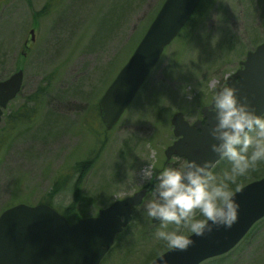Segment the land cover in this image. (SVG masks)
I'll return each mask as SVG.
<instances>
[{"label":"rangeland","instance_id":"obj_1","mask_svg":"<svg viewBox=\"0 0 264 264\" xmlns=\"http://www.w3.org/2000/svg\"><path fill=\"white\" fill-rule=\"evenodd\" d=\"M164 1L0 0V81L24 73L0 124V215L20 203L38 205L57 190L51 203L59 213L76 202L81 218L95 217L144 187L152 192L140 174L148 162L156 171L184 164L165 155L175 140L171 118L182 112L191 123L199 120L213 90L264 42V0H214L190 37L165 50L108 132L98 102ZM32 110L31 119H14ZM104 140L90 167L87 159ZM227 167L221 161L213 170ZM245 177L243 186L263 178L264 164ZM151 192L101 264H149L168 250L154 239L159 225L143 214ZM203 264H264V219L230 253Z\"/></svg>","mask_w":264,"mask_h":264},{"label":"water","instance_id":"obj_2","mask_svg":"<svg viewBox=\"0 0 264 264\" xmlns=\"http://www.w3.org/2000/svg\"><path fill=\"white\" fill-rule=\"evenodd\" d=\"M201 1H164L99 100L100 116L107 131L118 124ZM23 81L22 70L0 81V123L3 111L21 92ZM226 85L236 88L238 99L249 103L257 114L264 112V42L247 53L241 68L227 78ZM210 105L201 109L202 118L193 123L182 112L173 114L171 125L177 140L165 151L168 160L178 157L201 163L210 161L213 168L221 161L211 150L214 141L207 125L215 121L207 108ZM148 191L141 189L101 209L97 216L82 218L74 224L44 203L10 207L0 215V264H101L117 235L132 221L133 208L142 204ZM234 199L239 204L238 219L231 228L220 226L203 236L193 234V244L186 250L170 249L151 264H202L232 251L264 219V177L241 187Z\"/></svg>","mask_w":264,"mask_h":264},{"label":"clouds","instance_id":"obj_3","mask_svg":"<svg viewBox=\"0 0 264 264\" xmlns=\"http://www.w3.org/2000/svg\"><path fill=\"white\" fill-rule=\"evenodd\" d=\"M236 92L229 85L213 90L207 107L215 121L207 125L214 141L211 150L227 168L214 171L210 161L186 160L158 171L148 162L140 171L146 182L153 183L143 214L158 223L154 239L168 249L186 250L193 244V234L231 228L238 219L234 197L240 179L264 164V112L257 114Z\"/></svg>","mask_w":264,"mask_h":264},{"label":"trees","instance_id":"obj_4","mask_svg":"<svg viewBox=\"0 0 264 264\" xmlns=\"http://www.w3.org/2000/svg\"><path fill=\"white\" fill-rule=\"evenodd\" d=\"M214 2V0H202L201 2H200V4H199V6L197 7V9L195 10V12H194V14H193V16L191 17V19H190V21L187 23V25L184 27V29L181 31V33L179 34V36L178 37H180V36H182L183 35V39L185 38H189L190 37V34L191 33H189L188 31H191L192 29H194V27L199 23V20L201 19V18H203L204 17V15H205V12L208 10V8L212 5V3ZM177 37V38H178ZM240 67V66H239ZM99 110V109H98ZM33 112V110L32 111H28V112H26L25 114H26V116L25 115H22V113L21 112H19V114L18 115H16V116H14V119L15 120H22V119H24L23 121L25 122V119L26 120H29V119H31V117L28 115L29 113H32ZM35 112V111H34ZM104 130H106L105 129V127H104ZM106 139V138H105ZM99 144H100V146H99V150L97 151V152H95L94 154H92L91 156H90V158H88L87 160H88V164H90L89 166L90 167H92L93 166V164L97 161V159H98V157H99V155L101 154V149H103L104 148V145H106V142H105V140L103 141V142H99ZM103 151V150H102ZM246 180V177H243L242 179H240V181H239V184H240V186H243V182ZM242 184V185H241ZM247 184V183H246ZM80 183H77V181H76V183H75V190L77 189V187H79L80 188ZM240 188V187H239ZM56 192H57V190H53L52 192H50V194L47 196V200H44V201H41L40 203H45V204H48V205H50V206H52L53 207V205H52V203H51V199H53L52 198V196H54L55 194H56ZM77 202H78V200H77ZM75 204L76 205H78V203H72V204H70V207L69 206H67L66 207V212L64 213H62L68 220H69V222L71 223V224H73V223H75V222H77L79 219H81V217L82 216H84V214L81 212V209H79L78 207L76 208L75 207ZM258 224V223H257ZM260 224V223H259ZM126 231V230H125ZM125 231L123 232V233H121L120 235H118V237L120 238V237H122L123 236V234H125ZM250 234V233H249ZM248 234V235H249ZM247 235V236H248ZM118 237H117V240H118ZM116 240V241H117ZM118 245V244H117ZM115 246H116V243H115ZM114 246V247H115Z\"/></svg>","mask_w":264,"mask_h":264},{"label":"flooded vegetation","instance_id":"obj_5","mask_svg":"<svg viewBox=\"0 0 264 264\" xmlns=\"http://www.w3.org/2000/svg\"><path fill=\"white\" fill-rule=\"evenodd\" d=\"M175 141H176V139L174 140V142H175ZM172 158H177V157H172ZM172 158H171V159H172ZM179 159H181V158H179ZM182 160H184V159H182ZM185 161H186V160H184V162H185ZM144 188H147V189L149 190V192H148V193H150V192H151V191H150V190H151V186H149V187H144Z\"/></svg>","mask_w":264,"mask_h":264}]
</instances>
